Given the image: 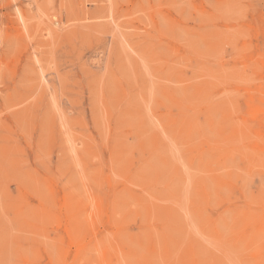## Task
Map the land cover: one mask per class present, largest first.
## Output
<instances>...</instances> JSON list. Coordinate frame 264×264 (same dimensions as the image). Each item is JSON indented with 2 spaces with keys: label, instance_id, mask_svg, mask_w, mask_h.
Segmentation results:
<instances>
[{
  "label": "rangeland",
  "instance_id": "obj_1",
  "mask_svg": "<svg viewBox=\"0 0 264 264\" xmlns=\"http://www.w3.org/2000/svg\"><path fill=\"white\" fill-rule=\"evenodd\" d=\"M0 264H264V0H0Z\"/></svg>",
  "mask_w": 264,
  "mask_h": 264
},
{
  "label": "bare ground",
  "instance_id": "obj_2",
  "mask_svg": "<svg viewBox=\"0 0 264 264\" xmlns=\"http://www.w3.org/2000/svg\"><path fill=\"white\" fill-rule=\"evenodd\" d=\"M220 185V184H219Z\"/></svg>",
  "mask_w": 264,
  "mask_h": 264
}]
</instances>
